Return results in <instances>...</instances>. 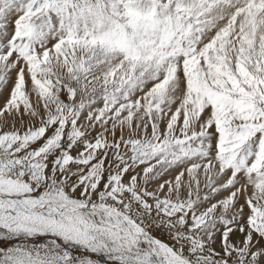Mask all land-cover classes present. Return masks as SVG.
Wrapping results in <instances>:
<instances>
[{
    "label": "snow or ice",
    "instance_id": "obj_1",
    "mask_svg": "<svg viewBox=\"0 0 264 264\" xmlns=\"http://www.w3.org/2000/svg\"><path fill=\"white\" fill-rule=\"evenodd\" d=\"M0 264H264V0H0Z\"/></svg>",
    "mask_w": 264,
    "mask_h": 264
}]
</instances>
